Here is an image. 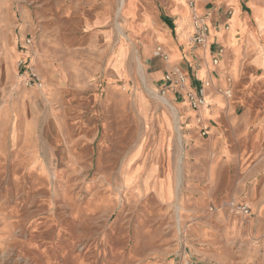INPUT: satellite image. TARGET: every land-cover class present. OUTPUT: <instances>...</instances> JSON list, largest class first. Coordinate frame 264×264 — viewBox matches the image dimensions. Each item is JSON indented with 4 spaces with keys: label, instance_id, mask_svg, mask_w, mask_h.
Returning <instances> with one entry per match:
<instances>
[{
    "label": "rangeland",
    "instance_id": "1",
    "mask_svg": "<svg viewBox=\"0 0 264 264\" xmlns=\"http://www.w3.org/2000/svg\"><path fill=\"white\" fill-rule=\"evenodd\" d=\"M104 1L0 0V264H264V215L254 207L260 180L252 189L246 182L237 201L230 198L242 178L237 166H214L212 181L208 166H183L174 105L147 85L142 69L152 57L141 55L138 35L129 36L135 28L126 30L129 0H107L108 16L95 27ZM134 2L136 24L146 7L161 21L162 0ZM240 2L246 13L248 1ZM249 5L264 21L254 0ZM107 31L110 68L125 47L130 84L110 80V87L79 90L91 51L106 49L95 37ZM26 50L31 60L49 54V65L63 74L60 100L49 99ZM19 69L33 71L43 87H25ZM227 80L219 94L230 91L235 115H245L252 130L264 120L260 74L245 67L236 83ZM136 91L158 106L146 126L134 111ZM138 99V113L148 118V101ZM156 116L167 138L159 137ZM168 142L177 166H138ZM125 159L130 166H120ZM231 204L248 205L251 215L235 214Z\"/></svg>",
    "mask_w": 264,
    "mask_h": 264
},
{
    "label": "crops",
    "instance_id": "2",
    "mask_svg": "<svg viewBox=\"0 0 264 264\" xmlns=\"http://www.w3.org/2000/svg\"><path fill=\"white\" fill-rule=\"evenodd\" d=\"M189 1L162 0L160 22L156 18L155 11L146 7L142 9L143 13L138 17L136 24L134 20L135 2L129 0L126 7L129 8L130 14H124L126 30L128 32L129 25L135 28L134 33L129 36L138 35L142 40L141 55L152 57L151 60H147V68L142 69V75L145 76L150 88L164 90V74L174 66L186 75V89L199 88L201 83L210 82L205 88L206 104L204 115L201 116L204 126L208 128L205 137H201V128L194 119L196 114L187 109L185 100L173 91H166L163 95L174 105L176 118L174 130L176 129L175 133L181 146L184 142L186 147L183 166H208L206 170L211 181V178L213 180L215 178L214 166H237L242 173V178L237 183L238 190L236 189L230 198L238 201L239 190L247 185L246 182L251 183L247 186L252 189L254 183L260 180L261 190L259 195L256 194L258 204H254V207L258 213L261 212L264 215V209H262L264 208V148L262 146L264 144V120L257 122L251 130L246 116L237 117L232 104L219 94V91L230 87L227 78H232L236 83L245 67L255 72L256 75L260 74V81L264 83V21L252 14L249 0H247L246 13L243 12L241 0H193L195 2L194 11L198 14L209 13L210 19L207 44L203 47H192L190 37L193 32L191 22L193 12L188 7ZM228 2H231L232 6ZM254 3L264 14V0H254ZM96 11V21L93 26L98 27L108 16L110 2L107 0L102 3L98 2ZM227 25L228 30L225 29ZM95 38H97V44L102 42L101 39L104 40L106 49L105 51L100 49L91 51L92 67H87L83 73L79 74L78 83L81 87L78 89L95 90L97 89L95 85L101 83L110 87V80L123 81L129 85L130 72L123 70V63L126 61L125 47L119 48L117 54L111 58L114 62L110 68V32L96 35ZM156 46H159L157 49L161 50L166 59L153 58L152 51ZM218 47H222L224 53L218 56L219 63L214 66L212 58ZM25 53H27L25 59H30V63L42 75L49 99L54 102L60 100L58 93L62 88L64 76L49 65L50 55H36L31 60L32 52L26 50ZM23 55L24 53L16 57L12 54L11 58L14 60L24 58ZM138 97L145 99L150 105L151 111L148 118H144L137 111L138 101L140 102ZM133 99L137 119L141 120L144 126L148 125L152 122V110L158 106L149 101L141 91H136ZM167 115L172 119L170 114L167 113ZM181 123L185 124V128L181 126ZM155 124L160 132L159 137L170 134V131L159 128L157 116ZM222 126H225L227 130L222 131ZM167 144L168 146L165 144L164 148L159 144L155 146L153 152L150 153L151 156L138 166H177L174 144L172 142ZM129 164L130 162L125 159L122 160L120 166H130ZM252 195L255 193L250 190L247 197L249 202H252Z\"/></svg>",
    "mask_w": 264,
    "mask_h": 264
},
{
    "label": "built area",
    "instance_id": "3",
    "mask_svg": "<svg viewBox=\"0 0 264 264\" xmlns=\"http://www.w3.org/2000/svg\"><path fill=\"white\" fill-rule=\"evenodd\" d=\"M188 7L192 10L191 22H192V35L190 37V41L194 47H203L207 44L209 37V19L210 14H198L194 11L195 2L190 0L188 2ZM228 28V25L225 29ZM26 44H30V40H26ZM156 55L166 59V56L161 52L160 49H157ZM224 53V49L222 47H218L215 51V55L212 58V65L217 66L219 63L218 56ZM18 74L21 78V81L25 85V87H36L42 88V80L31 70L19 69ZM164 90L160 94L162 96L166 91H173L180 96L183 100H185L193 112H199L201 108L205 106V88L209 86L210 82L205 81L201 83L199 88L186 89L185 81L186 75L184 72L178 67L174 66L170 68L164 74ZM223 96L226 99L231 97V93L229 90H225ZM195 122L200 126V135L201 137H205L208 132L207 126H204L202 122V117L199 114L195 115ZM232 212H235L237 215H241L243 217H249L251 215V208L246 205H235L231 204Z\"/></svg>",
    "mask_w": 264,
    "mask_h": 264
},
{
    "label": "bare ground",
    "instance_id": "4",
    "mask_svg": "<svg viewBox=\"0 0 264 264\" xmlns=\"http://www.w3.org/2000/svg\"><path fill=\"white\" fill-rule=\"evenodd\" d=\"M233 13V12H232ZM234 21V20H233ZM211 26V25H210ZM226 30H228V28L226 29ZM6 33V32H5ZM181 33V32H180ZM2 36V35H1ZM9 40V39H8ZM13 40V39H12ZM4 41V40H3ZM7 44V43H6ZM9 49V48H8ZM10 50V49H9ZM11 51V50H10ZM14 52V51H13ZM15 53V52H14ZM204 108H205V106L203 107V108H201L200 110H199V112H197V113H199L201 116H203L204 115ZM173 111V110H172ZM195 114H197L196 112H194ZM166 114V113H165ZM168 117V116H167ZM195 118V117H194ZM172 121V120H171ZM175 121V120H174ZM161 124H163L162 122H161ZM165 125V124H164ZM163 125V126H164ZM176 130V129H175Z\"/></svg>",
    "mask_w": 264,
    "mask_h": 264
}]
</instances>
